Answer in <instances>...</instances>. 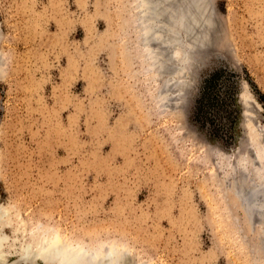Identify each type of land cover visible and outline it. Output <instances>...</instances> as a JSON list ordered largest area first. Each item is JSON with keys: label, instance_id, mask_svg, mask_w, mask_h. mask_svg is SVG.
<instances>
[{"label": "rangeland", "instance_id": "obj_1", "mask_svg": "<svg viewBox=\"0 0 264 264\" xmlns=\"http://www.w3.org/2000/svg\"><path fill=\"white\" fill-rule=\"evenodd\" d=\"M203 1V46L187 53L176 84L172 54L164 72L146 65L134 0H0L8 260L59 235L87 249L117 247L131 264H264L251 247L264 240L229 190L243 178L242 96L264 125V0ZM220 71L198 110L204 81Z\"/></svg>", "mask_w": 264, "mask_h": 264}, {"label": "bare ground", "instance_id": "obj_2", "mask_svg": "<svg viewBox=\"0 0 264 264\" xmlns=\"http://www.w3.org/2000/svg\"><path fill=\"white\" fill-rule=\"evenodd\" d=\"M205 2L203 0H134L133 21L136 33L145 46L146 65L153 70L152 72L155 74L164 72L162 68H165L167 65V56L172 54L175 57L176 63L178 62L180 65V68L176 71L177 73L174 72L175 75L178 74V82L176 81V84L182 82L181 78L184 77V73H186L188 68L187 66L190 65V61L193 59V55L192 58L190 56V59H187V53L192 54L193 52L194 54L197 51L199 52V47L201 46L199 43L204 42H200L199 35L202 34H200L202 31L200 29L205 25L206 20L209 19L205 7H203L205 4L208 5L209 1H207L208 3ZM187 18L191 21L192 28L186 29ZM189 20L188 22H190ZM199 30L200 32H198ZM197 42L198 44H195ZM156 43H159L161 47L155 49ZM192 45L195 48L193 50H191ZM166 94L165 91L161 92V101L164 103H166L165 100H168ZM249 99L244 96L239 99L240 105H242V123L244 124V138L246 140L242 139L240 141V145L243 146V152L240 151L242 155L239 153V156L242 157V163L239 165V168L243 173V178L240 180L239 185L236 183L238 189L235 187V180L229 190L232 192L236 208L241 209L245 217L247 227L251 231L257 230L259 237L264 240V220H262L264 217V166L261 167L259 156L257 158V155H255V151H261L262 147L260 143L264 144V125L259 123L258 117L254 116L255 113L254 115H250L253 112L247 106L251 102V99ZM246 117H249L248 121ZM246 150V153L251 157L249 161L243 157ZM246 167L248 170L245 169ZM255 221L256 223L258 222L257 227L252 226ZM257 242L251 245V247L255 255L262 256L261 258L264 260V243L261 245V242ZM4 243L5 240L0 239V264H37L38 261L46 264L132 263L130 262L132 260L129 261L128 258L126 260L120 254L121 250L117 249V247L109 248L108 246L109 249L101 247L102 250L98 248L87 249L80 244L68 243L59 235H50L38 240V249L33 248L37 245V241L30 244V248L24 246L20 258L10 261L8 260L9 256H7V252L3 250ZM37 251H39V254L33 255V252Z\"/></svg>", "mask_w": 264, "mask_h": 264}, {"label": "trees", "instance_id": "obj_3", "mask_svg": "<svg viewBox=\"0 0 264 264\" xmlns=\"http://www.w3.org/2000/svg\"><path fill=\"white\" fill-rule=\"evenodd\" d=\"M223 71H220V72H216L215 74H212L208 79H206L203 83V88H202V95H201V99L197 102V109H201V106L202 108L205 107L210 100V96L209 94H211L213 92V90H215L216 88V83H217V80H219V78L221 77V73ZM231 76H234L233 74H231ZM211 92V93H210ZM261 98V101L264 103V97H260ZM204 122H208L207 119H205Z\"/></svg>", "mask_w": 264, "mask_h": 264}, {"label": "water", "instance_id": "obj_4", "mask_svg": "<svg viewBox=\"0 0 264 264\" xmlns=\"http://www.w3.org/2000/svg\"><path fill=\"white\" fill-rule=\"evenodd\" d=\"M252 115H253V114H252ZM243 140L246 141L244 137H243Z\"/></svg>", "mask_w": 264, "mask_h": 264}]
</instances>
